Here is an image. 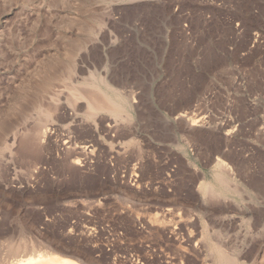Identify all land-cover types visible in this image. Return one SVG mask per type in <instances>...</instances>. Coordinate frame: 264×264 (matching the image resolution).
<instances>
[{
  "label": "rangeland",
  "instance_id": "374dc122",
  "mask_svg": "<svg viewBox=\"0 0 264 264\" xmlns=\"http://www.w3.org/2000/svg\"><path fill=\"white\" fill-rule=\"evenodd\" d=\"M8 245L264 264V0H0Z\"/></svg>",
  "mask_w": 264,
  "mask_h": 264
},
{
  "label": "bare ground",
  "instance_id": "6f19581e",
  "mask_svg": "<svg viewBox=\"0 0 264 264\" xmlns=\"http://www.w3.org/2000/svg\"><path fill=\"white\" fill-rule=\"evenodd\" d=\"M99 87V86H98ZM96 88L102 95H103V99L102 102L104 100V103H102V105L100 106V108H96L97 110L100 109H104L103 108V104L104 107H106V110L110 111L115 117L117 118H126L124 116V108L121 106V104L117 103L115 100L116 99H112L111 97L113 96V94H111L112 96H108L106 94V92H102L100 90V88ZM78 91V90H77ZM76 90L73 91V96L74 99H79L82 98L84 96H82L80 93H78ZM109 92V91H108ZM107 92V93H108ZM97 93V92H96ZM110 93V92H109ZM108 93V94H109ZM101 95V96H102ZM90 96V95H89ZM93 97V96H92ZM114 97V96H113ZM102 98V97H101ZM99 101V100H98ZM90 102V101H89ZM92 103V102H91ZM94 103V102H93ZM122 103V102H121ZM94 106V105H93ZM88 109H90L89 111L91 113H96L95 112V108L88 107ZM96 110V111H97ZM105 110V111H106ZM47 113V112H46ZM183 117V116H182ZM123 118V119H124ZM192 125V124H191ZM44 135V137L47 135V133L42 134V136ZM10 141L14 143L15 141V137H11ZM67 144H69V142H66ZM225 170V169H224ZM222 171V170H221ZM226 173V171H225ZM221 176V175H220ZM222 177V176H221ZM226 182V181H225ZM227 185V184H226ZM211 188V187H210ZM213 189V188H212ZM210 192V191H209ZM212 196V195H211ZM214 196V195H213ZM34 243V242H33ZM26 244V243H25ZM23 245V244H22ZM20 245V246H22ZM35 245V244H34ZM34 245L31 247L30 246H23V249H18V248H12L13 246H9V251H10V256H8V260L7 262H5V264H84L82 263L80 260H76L75 257L71 256H60L57 255L54 252H51L46 250V248L44 247H34ZM36 246V245H35ZM21 248V247H20ZM222 255V254H221ZM220 256V255H219ZM224 264H234V262L231 261V259L229 260L228 258H226L224 260Z\"/></svg>",
  "mask_w": 264,
  "mask_h": 264
}]
</instances>
